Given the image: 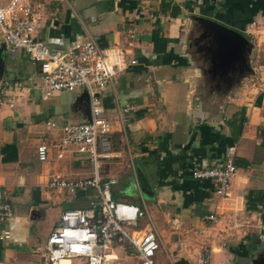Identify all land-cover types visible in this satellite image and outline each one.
Listing matches in <instances>:
<instances>
[{
  "label": "crops",
  "instance_id": "obj_1",
  "mask_svg": "<svg viewBox=\"0 0 264 264\" xmlns=\"http://www.w3.org/2000/svg\"><path fill=\"white\" fill-rule=\"evenodd\" d=\"M61 1L66 7L59 0H29L49 38L90 36L102 48H128L127 58L135 59L103 89L101 102L117 152L111 160L127 170L119 181L113 177L112 197L145 210L150 226L142 229L152 227L160 242L156 263L203 264L206 252L204 264L264 263V0ZM198 18L246 38L243 62L215 66L216 49L209 36H202L207 30ZM30 64L34 68H20L0 81V191L12 209L11 219L0 222V231L10 232L0 241V264H41L43 248L31 236L36 219L52 206H87V192L55 197L39 187L46 171L66 176L79 163L54 147L47 162L36 159L29 81L38 68ZM124 105L129 106L125 138L116 120ZM14 106L20 113L4 109ZM9 120L21 125L6 137ZM63 121L45 120L44 128L46 122ZM51 129L47 143L58 135L57 127ZM227 147H233L236 169L227 195L217 197L213 180L193 179L190 172L220 161ZM125 248L112 245L115 260ZM161 250L165 260L158 256Z\"/></svg>",
  "mask_w": 264,
  "mask_h": 264
},
{
  "label": "built area",
  "instance_id": "obj_2",
  "mask_svg": "<svg viewBox=\"0 0 264 264\" xmlns=\"http://www.w3.org/2000/svg\"><path fill=\"white\" fill-rule=\"evenodd\" d=\"M35 7L29 0H0V47L9 55L19 50L27 59L35 63L40 77L38 91L45 99L54 91L83 87L88 99V117L83 122L68 120L56 125L46 122L45 128L57 127L54 142H39L35 147L36 159L48 161L49 148L63 153L70 146L74 152L85 154L92 164L94 175L85 179L71 180L55 171H46L39 187L55 197L66 193L87 192V206L67 207L58 216L46 235L41 256L48 264L64 261H78L81 264H111L115 259L112 245L132 248L139 264H157L156 252L160 242L152 227L131 229L138 226V218L145 210L138 205L114 199L111 187L115 179H100L97 168L102 160L117 156L110 138V121L103 116L99 90L111 87L115 79L127 66L135 63L127 58L129 49L118 44L100 47L93 37L75 36L66 45L49 48L35 36ZM134 19H138L135 11ZM132 31L129 32L133 37ZM128 105L117 109L116 120L123 138L124 114ZM233 147H227L220 161H212L206 167L193 168L191 177L197 180H213V192L217 197H225L235 172ZM12 217V209L0 191V222ZM214 220L212 214L207 216ZM10 238L8 229L0 231V241ZM38 250V247L35 248ZM209 261V253H204L201 262Z\"/></svg>",
  "mask_w": 264,
  "mask_h": 264
},
{
  "label": "rangeland",
  "instance_id": "obj_3",
  "mask_svg": "<svg viewBox=\"0 0 264 264\" xmlns=\"http://www.w3.org/2000/svg\"><path fill=\"white\" fill-rule=\"evenodd\" d=\"M58 4H60L62 7L65 5L62 3L61 0H59ZM56 4V5H58ZM58 5L57 8L61 7ZM66 7V6H65ZM38 19L37 16H35V36L41 38L46 45L49 48H57L64 44L67 39H58L54 40L48 37L47 31L48 28L39 22L40 19ZM54 21V20H53ZM51 22V24L53 23ZM68 42V41H67ZM1 48V47H0ZM21 57V58H20ZM34 68L33 64H30L28 61L25 53L17 50L14 55H9L6 50L3 51L0 50V81H4L6 78V75L10 74H17L16 70H22L26 67H29L31 69V66ZM28 69V68H27ZM16 80V81H15ZM12 81L14 84L17 82V78ZM31 86V93L32 97L34 99V111L32 116L29 118V121L33 120L35 121L37 130L35 134H30L32 138L33 145L44 142L47 143L50 138L54 135V130H46L44 128V121H59L62 118L65 120H68L70 122H83L88 117V99L87 95L83 89V87L74 88L71 91L67 90H59L54 91L49 96H47L45 99H41V95L38 91V86L40 85V77L35 74V77L29 81ZM10 85V84H9ZM17 86V85H13ZM9 88V86L7 85ZM109 94V92H107ZM100 98L105 95V91L99 90L98 92ZM105 97V96H104ZM0 107H3L0 105ZM9 112V115L12 113H20L21 108L18 106H14L13 108H6ZM103 114V112H102ZM104 116V114H103ZM107 116H110V113H108ZM105 117V116H104ZM26 119V118H25ZM15 125V122H11L9 120V123L5 125V135L6 137L12 136V134L15 132V128L17 126L21 125V121L17 122ZM14 131V132H13ZM21 140L24 141V135L21 137ZM26 142V141H25ZM75 148L73 146H70L68 150H66V153L69 154L72 158V160H75L77 163H79L78 167H71L72 173L69 175L64 176L67 179L76 180V179H85L88 177H92L94 175L92 164L89 162L87 156L82 153H76L74 152ZM115 161L114 160H102L97 168V175L100 179H106L109 177H114L117 181L123 178L127 174V170L125 169H118V167H115ZM116 191L121 192L120 186H114ZM135 190V189H134ZM123 192V191H122ZM71 193H66L65 197H71ZM62 208V206H52L49 207V211L46 213L42 212V215L39 219H36V222L39 225H36L35 228L31 231V236H33V241L40 244L39 247L43 248L45 238L47 233L49 232V229L51 228L52 224L56 220L59 210ZM150 226L149 221L147 220L146 215H143L142 217L138 218V226L136 228H129L131 229H142L144 227ZM37 240V241H36ZM37 244V243H35ZM122 245L126 247L123 251H121L120 255H117V260H115L111 264H139V261L136 257V254L134 253L132 248H129L126 246V243L123 242ZM123 254H126V258L121 261L119 260L120 257H123ZM160 259L165 260L164 254L161 250V252L158 255ZM41 264H48L44 258L42 257V260L40 262ZM71 264H75L74 260L70 261ZM76 264H79L76 262Z\"/></svg>",
  "mask_w": 264,
  "mask_h": 264
},
{
  "label": "water",
  "instance_id": "obj_4",
  "mask_svg": "<svg viewBox=\"0 0 264 264\" xmlns=\"http://www.w3.org/2000/svg\"><path fill=\"white\" fill-rule=\"evenodd\" d=\"M198 19L207 30L203 32L202 36H209L212 46L216 49L218 59L215 66L224 68L234 64V62H243V51L248 49L246 38L240 33L228 29L210 19Z\"/></svg>",
  "mask_w": 264,
  "mask_h": 264
},
{
  "label": "bare ground",
  "instance_id": "obj_5",
  "mask_svg": "<svg viewBox=\"0 0 264 264\" xmlns=\"http://www.w3.org/2000/svg\"><path fill=\"white\" fill-rule=\"evenodd\" d=\"M65 262V261H64ZM63 263V262H62Z\"/></svg>",
  "mask_w": 264,
  "mask_h": 264
}]
</instances>
